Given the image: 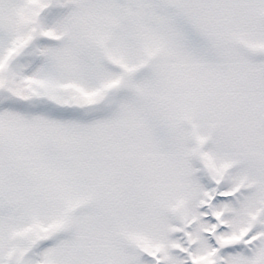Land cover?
Returning <instances> with one entry per match:
<instances>
[{
    "label": "snow or ice",
    "instance_id": "6c2138e0",
    "mask_svg": "<svg viewBox=\"0 0 264 264\" xmlns=\"http://www.w3.org/2000/svg\"><path fill=\"white\" fill-rule=\"evenodd\" d=\"M0 264H264V0H0Z\"/></svg>",
    "mask_w": 264,
    "mask_h": 264
}]
</instances>
